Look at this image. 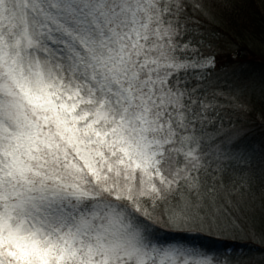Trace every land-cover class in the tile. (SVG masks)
Returning <instances> with one entry per match:
<instances>
[{"label": "snow or ice", "instance_id": "obj_1", "mask_svg": "<svg viewBox=\"0 0 264 264\" xmlns=\"http://www.w3.org/2000/svg\"><path fill=\"white\" fill-rule=\"evenodd\" d=\"M236 7L0 0V264H264L257 86L202 26Z\"/></svg>", "mask_w": 264, "mask_h": 264}, {"label": "trees", "instance_id": "obj_2", "mask_svg": "<svg viewBox=\"0 0 264 264\" xmlns=\"http://www.w3.org/2000/svg\"><path fill=\"white\" fill-rule=\"evenodd\" d=\"M234 2L237 5L235 10H230L225 16L220 17L218 24L210 25L202 21V26L209 32L215 31L218 33L215 40L217 48L223 49L224 41L226 40L229 43H234V45H240V52L247 49L250 53L255 54L247 48L250 42L248 37L249 35H254L258 39L262 31H264V11L261 9L259 0H234ZM230 54L224 53L219 57V65L222 69L231 65ZM249 60L252 64L249 66H255L254 63L258 61L256 56L249 58ZM249 60L246 59V61ZM243 63L245 64V62ZM249 102L252 103L254 112L247 120L250 123L247 126L250 129L256 127V130L254 129L248 134V140L254 145L259 146V143L264 144V127H262L260 115L264 111V101H262L259 94H255L249 97ZM256 224L257 227L260 226L259 214L257 215ZM222 243L235 244L232 241ZM241 251L256 255L257 257L262 254L259 246L252 244L246 245Z\"/></svg>", "mask_w": 264, "mask_h": 264}, {"label": "rangeland", "instance_id": "obj_3", "mask_svg": "<svg viewBox=\"0 0 264 264\" xmlns=\"http://www.w3.org/2000/svg\"><path fill=\"white\" fill-rule=\"evenodd\" d=\"M224 42H225L223 45L224 53H231V54L239 53L238 65L235 68H231V67L227 68V70L229 72L235 73L236 75L242 78L250 79L254 81L257 86L256 94H259V85L261 81L264 80V53H262L259 43H256L254 45L251 44L250 42L248 43L247 48L251 52L255 53L253 54V53H250L247 49L240 52V45H237V44L234 45V43H229L226 40ZM255 56L257 57L258 61L254 63L255 66H249L251 64L250 63L251 61L249 60V58H252ZM246 59H248L249 61H246ZM243 62H245V64ZM221 75H223V72L221 73ZM247 125H250V123L246 121L245 127L248 129V134L252 130L254 129L256 130V127L250 129L248 128ZM261 144L263 143H259V145Z\"/></svg>", "mask_w": 264, "mask_h": 264}]
</instances>
